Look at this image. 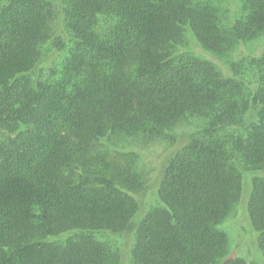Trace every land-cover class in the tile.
<instances>
[{
    "label": "trees",
    "instance_id": "1",
    "mask_svg": "<svg viewBox=\"0 0 264 264\" xmlns=\"http://www.w3.org/2000/svg\"><path fill=\"white\" fill-rule=\"evenodd\" d=\"M0 264H264V0H0Z\"/></svg>",
    "mask_w": 264,
    "mask_h": 264
},
{
    "label": "rangeland",
    "instance_id": "2",
    "mask_svg": "<svg viewBox=\"0 0 264 264\" xmlns=\"http://www.w3.org/2000/svg\"><path fill=\"white\" fill-rule=\"evenodd\" d=\"M191 41H193V38L191 37L190 38ZM162 147L161 145L159 146H155V145H147V146H144L142 147V149L144 150L145 152V155L147 154L148 156H151V155H159L162 151ZM144 156L143 159H142V164L145 166V167H149V159L148 157ZM244 201L246 200V197L244 196ZM228 232L230 233L231 236L235 237L236 234H237V230L234 228V227H228ZM101 240H104V241H110L111 243H114V244H118L120 243V240L115 238V237H112V236H109V235H101L99 237ZM244 250H242V253L243 255L245 256H249L248 253L246 252V249L243 248Z\"/></svg>",
    "mask_w": 264,
    "mask_h": 264
}]
</instances>
